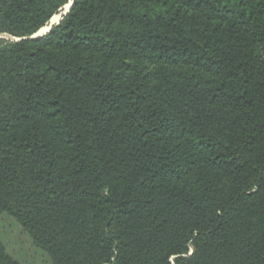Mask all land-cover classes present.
Returning a JSON list of instances; mask_svg holds the SVG:
<instances>
[{"label":"trees","instance_id":"1","mask_svg":"<svg viewBox=\"0 0 264 264\" xmlns=\"http://www.w3.org/2000/svg\"><path fill=\"white\" fill-rule=\"evenodd\" d=\"M0 35V264H264V0H0Z\"/></svg>","mask_w":264,"mask_h":264},{"label":"rangeland","instance_id":"2","mask_svg":"<svg viewBox=\"0 0 264 264\" xmlns=\"http://www.w3.org/2000/svg\"><path fill=\"white\" fill-rule=\"evenodd\" d=\"M71 2L72 1H70V3L64 7V9L60 12V14L56 15L57 17H55L53 20H51V22L49 23V25L46 26L45 30L41 31V33H44L45 31H47L48 28H50L51 25H53V24L56 25L60 21V19H62V17L68 11V8H69V5L71 4ZM0 38H2L1 35H0ZM6 38H7V36H6ZM35 264H44V261L37 260V261H35Z\"/></svg>","mask_w":264,"mask_h":264},{"label":"water","instance_id":"3","mask_svg":"<svg viewBox=\"0 0 264 264\" xmlns=\"http://www.w3.org/2000/svg\"><path fill=\"white\" fill-rule=\"evenodd\" d=\"M72 4H73V1H72L71 4L69 5L68 11L65 13V15H67V13L69 12V10H70ZM61 20H62V19H60V21H61ZM60 21H59L57 24H59ZM54 25H55V24L51 25L50 28H48L47 31H45L44 33H41V31H39L37 34H35L34 36H32L31 39H36V38H38V37H41V36L46 35L48 32L51 31V29L53 28Z\"/></svg>","mask_w":264,"mask_h":264},{"label":"bare ground","instance_id":"4","mask_svg":"<svg viewBox=\"0 0 264 264\" xmlns=\"http://www.w3.org/2000/svg\"><path fill=\"white\" fill-rule=\"evenodd\" d=\"M57 17V16H56ZM58 20V19H57ZM43 30H45V28L44 29H42L41 31H43Z\"/></svg>","mask_w":264,"mask_h":264}]
</instances>
